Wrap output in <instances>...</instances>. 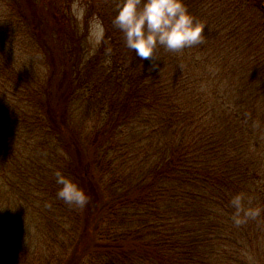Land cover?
I'll use <instances>...</instances> for the list:
<instances>
[{"label":"trees","instance_id":"obj_1","mask_svg":"<svg viewBox=\"0 0 264 264\" xmlns=\"http://www.w3.org/2000/svg\"><path fill=\"white\" fill-rule=\"evenodd\" d=\"M114 2H84L104 29L89 54L62 10L0 0L26 39L0 46V264H264V0H185L206 39L156 68ZM241 192L262 211L237 224Z\"/></svg>","mask_w":264,"mask_h":264},{"label":"clouds","instance_id":"obj_2","mask_svg":"<svg viewBox=\"0 0 264 264\" xmlns=\"http://www.w3.org/2000/svg\"><path fill=\"white\" fill-rule=\"evenodd\" d=\"M114 11L112 23L121 31L125 46L136 56L148 59L152 68L157 67L154 58L157 48L178 52L206 39V24L190 12L185 0H115ZM55 176L60 185L58 198L79 207L87 204L89 196L77 183L59 170ZM245 198L246 194L241 192L230 200L237 224L256 218L262 211L252 206L250 196L245 206Z\"/></svg>","mask_w":264,"mask_h":264},{"label":"rangeland","instance_id":"obj_3","mask_svg":"<svg viewBox=\"0 0 264 264\" xmlns=\"http://www.w3.org/2000/svg\"><path fill=\"white\" fill-rule=\"evenodd\" d=\"M85 0H36V4H38L39 7H45L49 6L53 10V12H64L66 15L68 14L70 18H72L75 22L78 35H80L82 38V44L81 46L86 49V51L89 54H92L97 47L99 46L101 39L104 34V29L101 26L100 22L96 18H91L88 23L85 22ZM4 8V7H3ZM10 12L9 8H7ZM6 10H0V12H5ZM34 12L39 13L38 9L35 7ZM8 21H11V17L7 16V19L4 21H0V25L3 27V31L7 30L9 31V39L5 40L3 42L0 34V46L5 47H14L15 49L21 46L22 44H25L26 39H11L13 36H20V34L23 36L24 31L21 29H15L14 25L11 27H8ZM6 24V27L5 25ZM5 34V32H4Z\"/></svg>","mask_w":264,"mask_h":264}]
</instances>
